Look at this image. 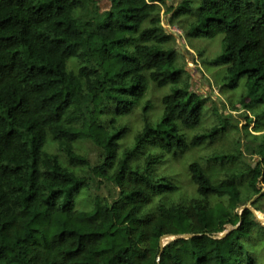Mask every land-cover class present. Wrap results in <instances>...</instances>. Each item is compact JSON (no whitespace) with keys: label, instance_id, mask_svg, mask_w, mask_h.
<instances>
[{"label":"trees","instance_id":"16d2710c","mask_svg":"<svg viewBox=\"0 0 264 264\" xmlns=\"http://www.w3.org/2000/svg\"><path fill=\"white\" fill-rule=\"evenodd\" d=\"M162 6L165 0H108L102 12L97 0H0V264H257L246 241L264 226L252 211L238 210L264 197V110L255 114L260 161L246 162L243 171L227 168L244 158L239 146L237 154L212 159L220 170L195 162L188 174L197 198L153 206L177 190L156 167L214 143L230 119L219 116V125L187 140L185 131L201 125L211 97L192 91ZM165 13L188 38L223 36L224 53L209 64L224 67L222 89L246 79L242 105L249 112L264 105V0H186ZM182 19L190 20L186 27ZM78 55L95 59L98 69L69 72ZM150 82L169 88L163 115L157 123L146 119L121 151L126 130L110 134L98 116L106 106L129 114ZM151 108L148 102L146 114ZM82 139L101 148L102 164L92 167L77 152ZM51 142L70 167L47 151ZM75 167L115 185L118 198L78 211L83 181ZM242 180L252 192L247 198ZM228 226L237 229L216 238ZM186 234L201 236L173 241L161 254L164 237Z\"/></svg>","mask_w":264,"mask_h":264},{"label":"rangeland","instance_id":"374dc122","mask_svg":"<svg viewBox=\"0 0 264 264\" xmlns=\"http://www.w3.org/2000/svg\"><path fill=\"white\" fill-rule=\"evenodd\" d=\"M96 1V0H95ZM167 6L160 7V14L163 20V25L168 34L175 37V49L182 56V63L186 66L192 76V91L202 94L204 97H211L204 111L201 125L195 130L185 131L187 140H191L195 136L205 134L212 128L219 125V116L230 117L229 125L226 131L212 143L200 148L190 149L185 153L179 154L176 159L170 158L163 164L156 167L155 172L157 176L166 177L172 180L177 190L172 193H166L159 198H155L153 206L158 203L164 202L166 204L180 203L187 205L192 199L197 198V193L194 185L190 182L189 167L195 162L201 163L205 168H215L220 170L219 164L212 161L215 156L237 154L239 146L242 148L243 159L235 163H226V167L236 170H246V162L249 165L256 164L260 161V157L256 155L258 136L260 133L256 132V113L264 110V105L256 108L254 111H247L242 105L243 97L247 93L246 79L242 80L240 86L235 90H223L221 87V80L224 73V67L215 68L211 64L212 61L217 59L224 53L223 36H218L215 39H191L188 38L181 26H170L171 14H166L167 7L174 6L178 8L186 0H165ZM199 4L200 0H188ZM102 12L108 6V0H98ZM80 13V11H78ZM77 13V14H78ZM100 22L104 20L99 18ZM188 19H182L180 22L185 27L188 24ZM106 21L103 22V24ZM101 25V24H100ZM68 71L77 74L82 68L96 70L98 69L95 59L82 58L79 55L71 59L68 64ZM169 88H160L155 83L150 82L149 90L145 97L139 101L129 114H118L110 107L106 106L103 113L98 116L99 123L110 134H117L119 131L125 129L126 135L121 140V151L131 147L135 143L136 136L142 131L145 120L151 123H157L163 115L164 104L163 98L169 93ZM152 104V108L146 114L145 108L147 103ZM249 102V100H247ZM235 108V109H234ZM217 109V111H215ZM217 112V113H216ZM249 119L252 123L249 124ZM239 143V144H237ZM76 150L81 155L89 158L92 167L102 164L104 153L96 146L90 139H82L76 143ZM47 151L53 154H59V149L56 144L49 143ZM143 154V152H141ZM141 154V155H142ZM61 159L65 166H69L68 162L61 155ZM141 166L144 165V159L138 158ZM77 176L83 181V187L76 195V209L80 212H90L93 210L97 199L103 202H113L118 198V189L115 185L99 181L94 178L90 170L87 168L75 167L73 168ZM224 175V174H223ZM221 175L220 177H222ZM241 193L243 198H247L252 194L249 190L246 180H242L240 184ZM264 192V190H263ZM260 194L253 198L252 203H256L255 207L262 209L263 213L257 212L260 223L264 226V197ZM216 200H210L209 204L216 205ZM251 204L247 205L255 210ZM246 206L241 207L238 213L242 215ZM232 226H228L227 230L216 238L228 233ZM173 242L172 238H168L165 244ZM248 251L252 252L253 258L257 264H264V232L257 230L253 237L246 241Z\"/></svg>","mask_w":264,"mask_h":264},{"label":"water","instance_id":"95a60500","mask_svg":"<svg viewBox=\"0 0 264 264\" xmlns=\"http://www.w3.org/2000/svg\"><path fill=\"white\" fill-rule=\"evenodd\" d=\"M245 210H250V211H252L253 212V214H254V216L260 221V219H259V217H258V215H257V211L256 210H254V209H252V208H250V207H245ZM244 210V211H245ZM261 222V221H260ZM233 229H237V227H235V228H231L230 230H229V232L228 233H225V234H223L220 238L221 239H223V238H226L227 236H228V234L230 233V232H232V230ZM197 236H201V235H190V234H186V235H178V236H166V237H164L162 240H161V254H163V252H164V249H165V247L167 246V244H165V241H166V239H168V238H172L173 239V241H176V240H182V239H184V240H190V239H193V238H195V237H197ZM159 261H160V258H159Z\"/></svg>","mask_w":264,"mask_h":264},{"label":"crops","instance_id":"0c3cea01","mask_svg":"<svg viewBox=\"0 0 264 264\" xmlns=\"http://www.w3.org/2000/svg\"><path fill=\"white\" fill-rule=\"evenodd\" d=\"M98 1V0H97Z\"/></svg>","mask_w":264,"mask_h":264}]
</instances>
